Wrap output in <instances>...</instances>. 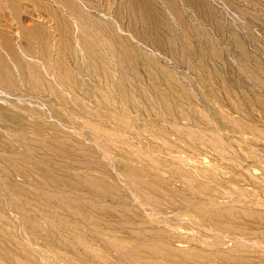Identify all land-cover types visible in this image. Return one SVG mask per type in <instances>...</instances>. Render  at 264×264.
<instances>
[{
  "label": "rangeland",
  "instance_id": "obj_1",
  "mask_svg": "<svg viewBox=\"0 0 264 264\" xmlns=\"http://www.w3.org/2000/svg\"><path fill=\"white\" fill-rule=\"evenodd\" d=\"M0 264H264V0H0Z\"/></svg>",
  "mask_w": 264,
  "mask_h": 264
},
{
  "label": "bare ground",
  "instance_id": "obj_2",
  "mask_svg": "<svg viewBox=\"0 0 264 264\" xmlns=\"http://www.w3.org/2000/svg\"><path fill=\"white\" fill-rule=\"evenodd\" d=\"M68 33V32H67Z\"/></svg>",
  "mask_w": 264,
  "mask_h": 264
}]
</instances>
